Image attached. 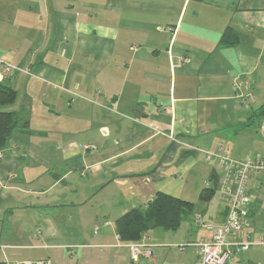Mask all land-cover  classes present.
Here are the masks:
<instances>
[{
    "label": "crops",
    "instance_id": "1",
    "mask_svg": "<svg viewBox=\"0 0 264 264\" xmlns=\"http://www.w3.org/2000/svg\"><path fill=\"white\" fill-rule=\"evenodd\" d=\"M0 82L27 121L0 150V261L198 264L195 217L226 210L219 188L199 200L222 177L205 151L264 159V0H0ZM262 187L246 189L255 241ZM157 192L194 211L132 261L115 220ZM227 264H264V244Z\"/></svg>",
    "mask_w": 264,
    "mask_h": 264
},
{
    "label": "built area",
    "instance_id": "2",
    "mask_svg": "<svg viewBox=\"0 0 264 264\" xmlns=\"http://www.w3.org/2000/svg\"><path fill=\"white\" fill-rule=\"evenodd\" d=\"M14 68L5 63L1 74H7ZM241 86V83L235 85ZM247 96H251L248 94ZM171 137V136H170ZM172 138V137H171ZM84 147H95L84 145ZM216 157L222 170L218 188L226 204L224 220L220 224H211L203 220L200 214L195 217V222L202 229L210 232L208 238H202L196 243H191L198 252V264H227L233 252H244L253 245L264 244L261 237L258 241L251 239L250 219L248 217L249 197L246 193L248 181L251 177L257 178L264 173V159L244 158L234 160L230 158L224 148L219 146L215 152L205 151V160ZM106 222L105 224H107ZM96 231V230H95ZM148 232H142L137 241L126 243L132 261H137L141 256H151V246L146 243ZM5 264H52L50 260L5 262Z\"/></svg>",
    "mask_w": 264,
    "mask_h": 264
},
{
    "label": "trees",
    "instance_id": "3",
    "mask_svg": "<svg viewBox=\"0 0 264 264\" xmlns=\"http://www.w3.org/2000/svg\"><path fill=\"white\" fill-rule=\"evenodd\" d=\"M232 31L227 28L222 34V44H233L236 40L229 41L228 35ZM17 98V92L10 86L0 82V150L3 149L17 126L27 128V121L21 116L3 108L12 105ZM257 113L264 115V104L257 109ZM211 185L204 187L199 193V200L209 202L218 190L220 179L214 175ZM195 205L193 202L173 197L163 192L155 193L154 197L146 205L131 208L115 220V228L119 238L124 242L137 241L142 232H149L154 228L165 231H177L184 217L191 215ZM226 213V210H225ZM0 264L5 262L0 261Z\"/></svg>",
    "mask_w": 264,
    "mask_h": 264
},
{
    "label": "rangeland",
    "instance_id": "4",
    "mask_svg": "<svg viewBox=\"0 0 264 264\" xmlns=\"http://www.w3.org/2000/svg\"><path fill=\"white\" fill-rule=\"evenodd\" d=\"M261 192L263 194V200L260 203V210H261L262 214L264 215V187H262V191ZM190 196H191V198H194V197H192L193 195H190ZM218 196H219V192L216 191V193H215V195H214L212 200L213 201H217L218 200Z\"/></svg>",
    "mask_w": 264,
    "mask_h": 264
}]
</instances>
